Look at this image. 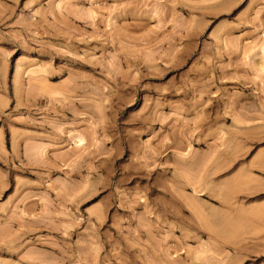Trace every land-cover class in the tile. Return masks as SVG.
<instances>
[{"label":"rangeland","instance_id":"374dc122","mask_svg":"<svg viewBox=\"0 0 264 264\" xmlns=\"http://www.w3.org/2000/svg\"><path fill=\"white\" fill-rule=\"evenodd\" d=\"M0 264H264V0H0Z\"/></svg>","mask_w":264,"mask_h":264}]
</instances>
